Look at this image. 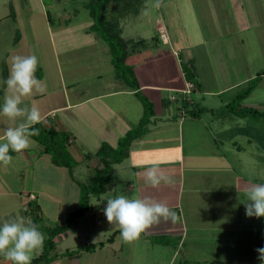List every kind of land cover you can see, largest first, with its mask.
Listing matches in <instances>:
<instances>
[{
    "label": "crops",
    "instance_id": "1",
    "mask_svg": "<svg viewBox=\"0 0 264 264\" xmlns=\"http://www.w3.org/2000/svg\"><path fill=\"white\" fill-rule=\"evenodd\" d=\"M51 1L55 2L46 5L43 0H39V5L35 4V10H29V8H25L23 0H18L17 5L21 10L13 11L9 15L12 16L10 20L18 21L23 14H30V25L36 34L45 28L48 31H53L52 24L59 18H63V20H59L62 26H68V22L72 18L70 12L59 9V0ZM189 1L191 2V0ZM211 1L210 10L216 9V6L221 9L225 8V14L232 20L231 26L238 32L253 26L257 27L261 22H264V0ZM55 12L58 14L56 15ZM219 22L221 23V21ZM219 22L218 24H220ZM92 23L93 21L90 20L85 22V25L71 22L70 30L77 34L78 30L80 31L79 28H82L84 35L89 37L87 44H98L97 52L107 54L105 49H108L107 43H99L96 39L98 37L90 31ZM69 32L63 34H69ZM21 39L20 33L14 37L15 42L20 43ZM173 41L179 43L183 50H187L178 53L174 49L173 54L176 55L174 57L168 49L159 45H151L147 49L130 53L126 59L127 63L134 67L140 89L154 103V114L147 132L132 140L128 155L118 162V179L125 178L124 182L128 187L127 194H130L131 197L151 196L165 201L177 213L178 217L174 223L171 220H161L159 224H154L142 233L139 239L148 245H163L165 248H171L173 250L171 260L182 255L181 263L192 261L188 264H264L261 260L260 262H251V258L254 257L249 254L234 255L235 252L231 255L223 254L227 244L229 252L237 249L233 243L241 245L246 242L247 247L250 248L252 242L256 241L255 238L254 240L251 238V230L258 228V219L246 216L245 205L242 202L244 200L243 189L249 182L264 183V181L261 182L256 177L252 178L251 173L245 174V167L236 161L247 152H257L259 156L264 154L261 148V145L264 146L263 134L260 125H258L260 121L235 115L216 116L208 110L202 111L198 115L189 114L181 107V99L184 96L189 101V105L197 103L215 110V105L204 104L200 100H206L205 95L218 96L226 104L234 90L244 85L251 76L239 74L241 62L235 56L236 51L231 48V45L220 44L219 46L217 39L208 42L187 41L182 43L180 38L173 37ZM194 45L204 46L205 50L196 52V55L192 51ZM53 47L57 63H60L57 49L54 45ZM155 57L162 60L161 73H168L167 80L153 69L154 67H149L156 60ZM183 58L191 59L194 66L196 64L204 66L207 69L206 72L214 76L218 87L206 88L201 93L203 96L197 94V88L201 86V82L198 86L188 88L187 84L191 82L184 75L181 64ZM108 60L113 70L112 79L115 83V86L109 90L102 89L100 84L95 85V89L92 90V85L88 81L78 87L79 82L76 81V77L69 79L71 83L64 86L66 82L64 83L61 76V86L64 91L60 94L59 102L58 92L52 90L50 93L44 92L26 98L27 101L38 102L43 97L49 96L53 104H47L48 106L40 109L43 123L45 125L53 124L57 129L66 130L69 133V143L72 142V147L76 144V139L81 137L79 138L82 141L81 146H77L76 150L79 157L77 160H82L86 154H96L104 142L113 147L117 146L119 138L129 129L138 125L144 115L142 100L134 89L116 79L110 55ZM40 69H44L43 66H38L36 76L45 82L48 76L42 74ZM172 71L178 72V74L172 75ZM100 76L97 74L96 78L100 79ZM186 89L190 90L186 91ZM172 91H178L181 94H175ZM194 93L197 96H202H198L201 99L192 98ZM41 103L42 101H39L35 104L39 106ZM210 104L213 102L211 101ZM248 105L264 108V102ZM60 113H64L66 118L60 116ZM8 124L9 122L5 118L0 117V136H2L3 128ZM76 126L79 128L77 129ZM35 144L32 146V143L30 148L22 153L23 161L26 164L30 165L31 161L42 160L43 154H45L42 152V146L38 142L37 145ZM95 163V160L91 161V166ZM154 164H159L163 170L174 177V186L151 189L145 185L144 171ZM8 193L19 196L20 201L18 200V204H15V207L9 209L6 214L18 210L23 211L25 218L31 219L30 214L26 211H28V201L37 200L35 193L24 192L20 188ZM0 194L5 193L0 191ZM104 194L109 195L107 198H110L115 197L117 192L109 190L107 184ZM39 202L40 210L38 211L40 214L43 207L41 208L42 202ZM103 206L105 209L107 204ZM3 216L1 214L0 218ZM117 230L118 227L114 231ZM68 232L69 229L64 233L69 234ZM60 234L55 237V240ZM118 234L120 236V231L115 234L112 242L104 240L103 246H98L93 251L85 250L95 254L97 260L95 264H110V261L114 264H129L128 258L133 259L135 255L133 245L136 240L131 243H122L116 238ZM162 235L169 237L170 241L163 243L151 238V236ZM117 243H119L118 248L114 247ZM103 248L110 249L101 252ZM160 251L168 252L167 249H160ZM163 255L166 256L165 253ZM122 259H125V262Z\"/></svg>",
    "mask_w": 264,
    "mask_h": 264
},
{
    "label": "rangeland",
    "instance_id": "2",
    "mask_svg": "<svg viewBox=\"0 0 264 264\" xmlns=\"http://www.w3.org/2000/svg\"><path fill=\"white\" fill-rule=\"evenodd\" d=\"M23 1L25 2V8H29V10H35V6L39 5V0ZM43 1L46 5L55 2L51 0ZM86 1L87 0H59V9L62 11L67 10V12H70L69 14L72 15L71 20L68 22V26H62L59 20H63V18H59L52 24L53 31H48L45 28L43 31L39 30V33L36 34L32 31L30 25V14H23L18 21L13 19L10 20L12 16L9 15L13 11L21 10L17 5L18 0H0V103L3 101V95L6 89L4 81L9 74L10 58L13 55L18 54L37 56L39 62L38 66H43L44 68L40 69L41 73L48 76L44 82L46 84L45 93L57 91V96H59L58 102L59 99H61L60 94L64 91L61 86V76L64 83L66 82L64 86L70 84L71 82L69 79L75 77L76 81L79 82L78 87H80V85L82 86V83L84 85L87 81L92 85V90L95 89V85L99 84L102 85V89L105 90H109L112 86H115L112 79L113 70L109 64L110 61L108 60L109 55L111 57V54L108 53V49L105 48L107 54H101V52L98 53L97 46L99 45L93 43H90L92 45H88L89 37L84 35L82 28H79L80 31L78 30L77 34L72 33L70 30L71 22H75L76 24L82 23L85 25V22H88L89 20L93 21L88 7L85 6ZM118 1H120L119 6L123 9L122 12L124 13L126 5L124 4L125 0ZM131 1L132 3L130 2L127 4L130 11L127 12L121 22V25L123 26V37L125 39L141 35L142 37L149 39V44L152 43L153 45H159L166 50L168 49L172 54L174 49L177 50L178 53L187 50L180 48V44L174 42L173 37L180 38L182 43L187 41L194 43L198 41L208 42L217 39L218 44H215L219 46L220 44H226V46L231 45V48L236 51L235 56L238 61L241 62V71L239 74L241 76L251 77L244 85H241L238 89L234 90L230 99L236 92L247 87L250 84L249 82L251 79L258 76V72L264 69V22H261L257 27L253 26L238 32L233 26H231L232 20L225 14V8L221 9L219 6H216V9L214 8L213 10H210L211 0H191V2L189 0H160L161 6L159 8L155 7L157 0H144L141 4L139 3L140 1L137 0ZM136 8L139 10L138 14L133 12ZM76 11L78 12L76 13ZM57 14L58 13H56V15ZM219 21H221V23ZM218 22L220 24H218ZM162 26H165L168 36V41L166 43L159 30ZM64 27L66 28L62 30ZM220 30L221 33H219ZM64 32H69V34H63ZM19 33L22 38L20 43L14 41V37L18 36ZM154 36H157L158 38L152 40ZM96 39L99 43H107L101 37ZM53 45L57 49L58 59L61 60L60 63H57V57L54 54ZM201 50H205L204 46L194 45V47H192V51H194L196 55V52ZM174 57H176V55H174ZM155 58L156 60L150 64L149 67H154L153 69L158 71L159 74L167 80L169 78L168 73H161V70L163 69L162 60L157 57ZM183 60L186 59L183 58ZM194 69L197 76L196 80L201 82V86L197 88V94L202 95V91L206 88L218 87L217 82L214 81V76L209 72L207 73V69L204 66L196 64ZM171 73L172 75L178 74V72L174 71ZM97 74L101 75L100 79L96 78ZM177 78L178 76L176 79ZM172 92L179 95L181 94L178 91ZM196 96L197 95L194 93L191 97L197 100L201 99L199 97H202L203 95H198L199 97ZM205 97L206 100L203 101L202 99L200 101L202 103L204 102V104L215 105V110H220L225 104L218 96L205 95ZM39 101H42L39 106L37 105L40 109L48 106L47 104H53V102L50 101L49 96H45ZM211 101L213 104H210ZM38 102H33V100L27 101V99L25 100V103L28 104H37ZM258 102H264V73L259 74V80L256 87L246 98L243 99L242 104L250 106L248 104ZM63 114L64 113H60V116L66 118ZM259 123L258 125H260L263 134L261 135L264 139V121H260ZM76 128L78 129L79 127L76 126ZM79 138L81 137L76 139L77 142L73 147L71 146L72 142L71 144L66 142V145L63 146L65 153H63V151L61 152V158L65 160L69 159L67 160L69 161L68 166L55 164L51 155L47 153L43 154L42 160L31 161L30 165L23 161V152L10 153L13 156L12 163L8 166L0 164V191L5 193L0 194V215H4L0 218V223L11 217L25 216L23 211L20 212L18 210L6 214L9 209L14 208L15 204H18V200L20 201L19 196L8 192L15 191L18 188H20V190L23 189L24 192H34L37 201H40L39 203L42 202V212H40L39 215H36L35 223L39 230L44 234L45 239L49 237L48 228L55 227L58 223H64L67 215L73 209L78 207L81 191L80 182H86L89 180L92 175V171H90V168L92 167L91 161H96L98 158L95 153H91L85 158H82V160H77V158H79L76 152L78 149L77 146L80 147L82 142ZM33 141L34 143L32 146H34L35 143V145H37L36 140L34 139ZM261 148L264 151L263 145H261ZM236 163L245 167V174L249 175L251 173L253 175L252 178L256 177L261 182L264 181V154L259 156L257 152H247L242 158H237ZM118 169V163L114 164V168L110 172L111 180L108 183V189H111L112 191L115 190L117 192L116 196L124 194L131 197L130 194H127L128 187L127 183L124 182L125 178L118 179ZM49 181L50 183H48ZM107 197H109V195L104 193L98 196L94 194L90 195L89 202L91 207L89 210H86L84 214L80 215L76 221L70 225L69 234L62 232L55 240V248L50 251V256H54L56 253L59 255L50 263L39 262V264L97 263L94 256L95 254L80 249L78 245L104 240L107 242V238L110 237L113 231L117 228L115 225L109 224L104 215L103 205L107 204V202H105L108 199ZM26 212H28V214L30 213V211ZM257 219V223L259 224V226H257L258 228H252L251 230V238L252 240L255 238L256 241L252 242V245L250 244L251 247L248 248L246 242L241 245L233 243L237 249L228 252L229 247L227 244L223 254L231 255L234 252V255L243 253L249 254L251 257H254L251 258V262H260V259H258L259 253L256 249L264 247V217ZM116 238L120 240V242L125 243L119 234L116 235ZM118 245L119 243L114 247L118 248ZM133 247L135 255L133 256V259L130 257L128 258L129 264L192 263V261H183L184 263H181L180 261L183 260L182 255L178 256L176 259L174 257L171 260V254L173 253L171 248H165L163 245H148L147 243L142 242L141 239L136 240ZM109 249L110 248H103L101 249V252H106ZM160 249H167L169 254L164 251L163 253L166 254V256H164ZM43 251L44 245L42 249L33 253V259L39 256ZM122 261L125 262V259H122ZM0 264H9V262L0 255ZM110 264L114 263L110 261Z\"/></svg>",
    "mask_w": 264,
    "mask_h": 264
},
{
    "label": "clouds",
    "instance_id": "3",
    "mask_svg": "<svg viewBox=\"0 0 264 264\" xmlns=\"http://www.w3.org/2000/svg\"><path fill=\"white\" fill-rule=\"evenodd\" d=\"M160 6V0H157L155 7ZM38 63L35 55L18 54L10 58L9 75L4 81L6 89L0 103V117L9 122L0 136V164L5 166L13 161L10 152L22 153L29 149L34 143L32 138L40 134V129L35 126L43 122L41 110L34 103H25L26 98L46 91V84L36 76ZM144 183L151 189H158L174 186L175 179L159 164H154L145 169ZM243 195L246 216L264 217V183L249 182ZM106 201L104 215L109 224L118 227L125 243L138 240L142 233L161 220L174 223L178 218L167 202L151 196L119 194ZM44 241V234L30 218L15 216L0 223V255L9 264H31L33 253L42 249ZM256 251L264 262V247Z\"/></svg>",
    "mask_w": 264,
    "mask_h": 264
},
{
    "label": "trees",
    "instance_id": "4",
    "mask_svg": "<svg viewBox=\"0 0 264 264\" xmlns=\"http://www.w3.org/2000/svg\"><path fill=\"white\" fill-rule=\"evenodd\" d=\"M140 1L141 4L144 0ZM120 1L118 0H87L85 6L88 7L90 15L93 18V23L90 26V30L97 36L101 37L107 42L109 53L111 54V62L115 69L116 79L120 83L130 86L136 91V94L142 100L144 104V115L141 118L138 125L129 129L123 136L119 138L117 146L113 147L107 142H104L99 150L96 152L98 157L96 163L90 168L92 175L86 182H80L81 191L79 198V205L73 209L66 217L64 223H58L55 227L48 228L49 237L44 241V251L33 259L31 264H39V262L50 263L59 254L56 253L54 256H50V251L55 248V237L69 229L70 225L86 210L91 207L89 198L90 195H100L106 191L107 184L110 181V172L115 163L121 162L128 155V150L133 139L142 136L147 132L148 126L151 122V117L154 114V103L150 98L140 89V83L136 76L134 67L127 63L126 59L130 53L146 49L149 46V39L136 35L135 37L125 39L122 35L123 27L121 25L122 19L126 16L127 12L130 11L127 6L128 3H132L131 0H125L124 13L122 8L119 6ZM145 6V5H144ZM143 6V7H144ZM139 8V7H138ZM136 14L139 10L136 8ZM134 15V14H133ZM157 36L152 38L156 39ZM182 69L186 79L192 83L193 86H198L199 82L196 80V72L191 59L181 60ZM264 69L258 72V76H255L249 82L250 84L234 94V96L221 108L220 110H214L199 104H190L186 97L181 99L182 109L189 114H199L202 111H210L214 115L226 116L235 115L239 117H245L250 120L264 121V108H258L253 106H246L242 104L244 98H246L252 90L256 87L259 80V74H263ZM35 127L40 129V134L37 137H33L41 146L42 152L51 155L53 162L57 165H67L69 159H62L61 152L65 153L63 146L66 142H69L70 136L66 130L57 129L53 124L45 125L43 122L36 125ZM89 154H86L88 156ZM76 161V160H75ZM40 206L38 201L35 199L28 201V211H30L31 220L35 223L36 215H39ZM34 216H33V215ZM36 224V223H35ZM119 232L114 231L107 241L112 242L115 234ZM152 239L158 242H169L170 238L162 236H151ZM105 242H89L85 244H79V248L82 250L93 251L98 246H103Z\"/></svg>",
    "mask_w": 264,
    "mask_h": 264
},
{
    "label": "built area",
    "instance_id": "5",
    "mask_svg": "<svg viewBox=\"0 0 264 264\" xmlns=\"http://www.w3.org/2000/svg\"><path fill=\"white\" fill-rule=\"evenodd\" d=\"M159 30H160L161 36L164 39V42H167L168 41V36H167V32H166L165 26L160 27ZM187 86H188V88H190V87H192V84L191 83H188ZM189 90L190 89H186V91H189Z\"/></svg>",
    "mask_w": 264,
    "mask_h": 264
}]
</instances>
